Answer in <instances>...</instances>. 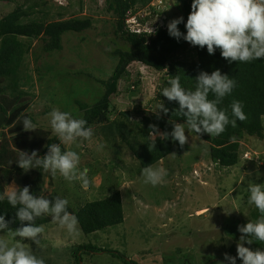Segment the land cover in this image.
I'll use <instances>...</instances> for the list:
<instances>
[{
	"label": "rangeland",
	"instance_id": "obj_1",
	"mask_svg": "<svg viewBox=\"0 0 264 264\" xmlns=\"http://www.w3.org/2000/svg\"><path fill=\"white\" fill-rule=\"evenodd\" d=\"M175 2L154 0L150 6L156 8L157 14L143 28H166L169 21L181 17L182 11ZM16 7L33 12L27 22L50 23L71 18L92 21V27L83 33L62 35L59 52L44 53L40 40L31 41L24 58L20 90L30 95L27 113L36 128L49 132L52 138L56 136L49 122L52 109L82 118L77 102L92 106L101 98L103 87L99 81L107 80L117 63L112 53L116 48L126 50L127 46L115 38L114 20L106 12L104 0H0V19ZM145 16L148 13L139 12L134 17ZM129 20L132 22V18ZM187 51L184 57L192 58L193 54ZM181 58L179 55L178 59ZM127 72L128 77L120 82L123 92L114 101L115 111L109 120L126 114L128 122L135 125L143 116L158 115L155 98L161 91L164 72L157 74L139 64L131 65ZM133 81L138 86L132 85ZM118 119L125 122L123 116ZM262 123L264 128V118ZM100 128H96L91 140L61 144L62 150L78 152L79 167L89 169L90 186L84 188L79 181L70 182L57 174L44 178L42 195L66 198L69 206L76 209L119 191L124 223L91 235L80 230L75 237L69 236L58 223H50L39 234V245L28 238L21 241L26 249L43 257L45 264H205L209 260H223L229 250L237 254L242 234L238 231L237 238L232 240L224 235L222 227L232 218L241 223L251 222L250 215L257 210L247 203L248 186L250 182L264 183V140L242 138L237 164L222 169L210 160L208 144L185 127L188 137L185 149L153 166H163L169 173L161 184L153 187L144 182L142 172L136 175L138 163L125 144L116 138L118 148H111L103 141L101 133L105 130ZM128 130L132 134L137 131L133 127ZM152 135L150 140L155 139ZM98 144L104 145L102 150L97 149ZM18 179L19 175H15L4 192L13 183L21 187ZM9 230L0 231V235L10 244L17 243ZM82 246L95 247L100 252L78 251ZM245 246L253 249L247 243Z\"/></svg>",
	"mask_w": 264,
	"mask_h": 264
},
{
	"label": "trees",
	"instance_id": "obj_2",
	"mask_svg": "<svg viewBox=\"0 0 264 264\" xmlns=\"http://www.w3.org/2000/svg\"><path fill=\"white\" fill-rule=\"evenodd\" d=\"M153 1L104 0L105 10L111 14L114 20V36L122 41L127 49L116 48L112 53V57L117 60V63L111 76L105 81H99L103 87L101 98L92 106L77 102L79 111L83 114L82 118L88 121L94 131L100 127L101 130H105L101 135L103 141L111 148H118L116 138L125 144V148L131 152L138 163V168L135 171L138 175L142 172L143 167L150 164L154 166L171 154L179 155L186 147L181 146L178 141H173L171 137L167 140L157 137L155 148H153L155 139L150 140L149 138L150 134H155L151 127L153 125L162 133H170L174 123L186 122V118L178 113V102L169 101L162 95V89L169 86L168 81L178 76L182 87L195 90V78L201 71H207L210 74L219 69L222 74H228L237 82L233 93L226 96L219 107L228 109L231 116L232 101H241L244 104L243 110L246 119L237 120L234 127L230 124L218 136H210L206 133L197 135L195 132H189L208 144V154L213 164L219 165L222 169L231 168L238 162L239 141L242 138L248 136L264 140V128L261 120L264 118V59L248 63H229L221 56L219 49L213 55H209L206 46L201 49L199 46H192L183 39L178 41L171 37L167 27H155L154 33L151 34L131 33L127 28L126 20L139 12H146L149 16L139 20L141 26H145L147 21L157 14L156 8L150 6ZM191 3L192 0H178L177 3L185 23L192 10ZM32 15L33 12L16 7L0 19V192H4L6 185L12 181L13 177L19 175L17 182L21 187L30 186V191L36 195H42L44 178L50 179L51 173L42 168L32 169L25 173L15 162L19 157V151L31 153V151L37 150L38 154L43 156L47 153L49 144L60 143V141L57 136L51 138L50 133L42 128H36L35 131L23 129L22 122L25 117L31 118L35 125L36 123L27 113L30 95L20 90V81L24 77L21 68L24 58L30 50L31 41L40 40L44 53L59 52L62 48V35L83 33L92 27V21L87 18H71L50 23L27 22L26 20ZM178 27L181 32L186 33L183 23ZM189 48L191 50H188ZM185 51L191 52L192 58H185ZM179 55H182L181 59H178ZM136 64L157 74L164 72V76L161 78L163 85L155 102H158L157 111L159 105L163 103L168 112L165 114L162 111H156L158 115L152 114L150 118L143 116L135 125L128 122L126 114L118 116V118L123 116L125 122L118 118L110 121L109 117L115 111L113 103L123 92L120 82L128 77L127 69ZM132 85L138 86V82L133 81ZM128 89L129 87L126 91ZM209 98L214 97L210 94ZM128 127H133L137 130L136 133L132 134ZM185 127L188 129L187 124ZM57 196L53 194L48 197L52 199ZM68 210L78 216L79 228L84 235L104 232L122 225L125 221L123 202L119 191H113L103 199L87 202L81 208L74 209L68 205ZM0 214L9 221L8 229L16 230L23 226L16 217V209L11 207L7 199L0 201ZM259 217L260 213L257 209L251 213L250 220L255 222ZM50 223H54L50 216L36 220L37 225L44 226ZM246 224V222L241 223L238 219L232 218L230 223L222 227V232L228 238L235 240L238 226ZM252 247L253 250L264 248V244L254 240ZM87 249L100 252L91 246L79 247L78 251H87ZM227 254L233 257L237 256L233 250H229ZM114 255L122 258L118 253ZM77 260V262H81L79 259ZM223 260H209L205 264H220ZM237 264H242L239 258H237Z\"/></svg>",
	"mask_w": 264,
	"mask_h": 264
},
{
	"label": "clouds",
	"instance_id": "obj_3",
	"mask_svg": "<svg viewBox=\"0 0 264 264\" xmlns=\"http://www.w3.org/2000/svg\"><path fill=\"white\" fill-rule=\"evenodd\" d=\"M176 3L178 0L174 4ZM191 9L186 23L183 16L169 21L167 31L171 37L178 41L183 39L201 49L206 46L209 55L219 49L221 56L229 63H248L264 59V0H192ZM182 23L186 33L181 32L178 27ZM195 81V90H189L182 87L179 77L176 76L168 81L169 86L162 89L164 97L178 102V113L186 118V122L174 123L170 133H160L155 125L151 126L155 133L152 135L155 137L153 148L157 136L163 140L171 137L183 146L188 140L185 124L188 132L218 136L230 124L234 127L237 120L246 119L241 101H232L231 116L228 109L219 107L237 86L233 77L222 74L217 69L210 74L201 71ZM210 94L214 98L210 99ZM158 111L166 114L168 109L161 103ZM48 115L51 129L60 143L49 144L47 153L43 156L37 150L31 153L18 150L19 157L15 163L25 173L42 168L54 177L59 174L67 181H79L84 188H88L89 169L79 167L81 157L77 151L62 150L61 144L68 145L78 139L81 142L91 140L94 129L86 119L75 118L68 111L54 108ZM22 127L25 131L36 129L29 117L23 119ZM103 147V144L97 145L98 150ZM168 174L167 168L163 166L153 167L150 164L142 168L144 182L153 187L161 184ZM248 187L247 203L254 205L261 215L255 222L249 221L246 225L238 226L242 235L237 244V256L225 253L220 264H237V258L242 264H264V248L253 250L245 246V243L252 245L254 240L264 242V183L250 182ZM5 199L16 209V217L23 226L15 231H8L17 243L10 244L0 235V264H45L43 257L38 256L34 250L26 249L21 242L28 238L39 245V234H43L45 229L43 225L36 224L37 218L50 216L69 236L75 237L79 234V218L68 210L69 201L66 198L57 196L49 199L45 194L36 195L30 191V186L18 187L13 183L5 192H0V201ZM8 225L9 221L0 214V231L8 229Z\"/></svg>",
	"mask_w": 264,
	"mask_h": 264
},
{
	"label": "built area",
	"instance_id": "obj_4",
	"mask_svg": "<svg viewBox=\"0 0 264 264\" xmlns=\"http://www.w3.org/2000/svg\"><path fill=\"white\" fill-rule=\"evenodd\" d=\"M137 15H138V13H137ZM137 15H135V16H137ZM131 18H132V22H129L130 21L129 20L130 18L126 20L127 28H130V26L132 27V29L129 30L131 33H136V34L145 33V32L154 33L155 28H152V27H150V29H148V28L147 29L142 28L144 26H141L140 22L138 21V20H140V18H135L134 16L131 17ZM144 18H142L141 20H143ZM138 23L140 24V27H139V24Z\"/></svg>",
	"mask_w": 264,
	"mask_h": 264
}]
</instances>
